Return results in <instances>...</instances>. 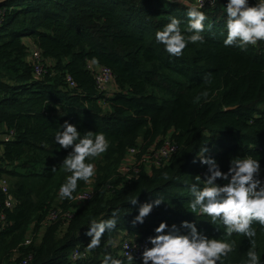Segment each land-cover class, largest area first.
<instances>
[{"label": "trees", "instance_id": "trees-1", "mask_svg": "<svg viewBox=\"0 0 264 264\" xmlns=\"http://www.w3.org/2000/svg\"><path fill=\"white\" fill-rule=\"evenodd\" d=\"M227 2L200 8L207 16L204 42L188 43L177 57L156 41V32L175 17L188 35L189 6L170 0H0V134L13 132L0 144V183L6 179L13 202L4 205L0 186V264H102L106 254L127 264L120 242H148L160 222L182 221L233 243L220 264H247L250 249L264 264V226L253 223L252 240L228 237L219 220L190 207L189 186L207 170L197 157L203 145L222 172L232 158L250 155L264 178V41L225 46ZM29 45L44 59L42 78L27 59ZM88 63L110 69L111 95L98 93ZM65 121L81 134L103 133L109 144L86 160L95 174L88 183L77 182L71 199L59 195L71 175L62 163L71 149L54 141ZM166 137L177 150L156 166L147 153ZM130 148L137 149V172L121 177ZM88 188L92 197L77 202L76 194ZM136 196L138 204L129 203ZM156 197L164 202L133 225L139 204ZM113 212L115 228L89 250V221L113 218ZM76 247L82 255L72 261ZM133 258L141 264V257Z\"/></svg>", "mask_w": 264, "mask_h": 264}, {"label": "clouds", "instance_id": "clouds-1", "mask_svg": "<svg viewBox=\"0 0 264 264\" xmlns=\"http://www.w3.org/2000/svg\"><path fill=\"white\" fill-rule=\"evenodd\" d=\"M193 1H175L189 6L186 13L188 35L182 34L181 21L175 17H170V22L156 32V41L163 44L165 50L173 56L182 55V50L188 43L204 42L201 33L207 16L200 10L204 0H200L199 6H190L189 2ZM209 2L213 6L216 4V0ZM225 12V46L235 44L243 49L247 45L264 41V0H256L254 6L249 5V0H228ZM54 141L64 149H71L62 162L71 175L59 189L61 199H71L77 182L82 180L88 183L95 174L94 165L86 163V160L106 152L109 144L103 133L89 131L81 134L68 121L60 125ZM208 151L203 145L197 155L199 163L206 165L207 170L202 180L197 176L198 183L189 186L192 197L190 207L193 212L210 217L213 223L219 220L225 226L226 236L231 237L233 233H237L252 240L257 234L252 227L253 223L258 222L264 226V181L259 178L260 163L250 155L235 157L230 160L228 170L222 172L217 161L206 155ZM218 180L225 183L219 184ZM163 202V197H156L151 202L139 204L133 225L142 224L152 209ZM129 203L137 205V196ZM112 215L113 218L110 219L89 221L85 233L91 238L87 245L89 250L98 247L103 234L115 228L117 213L113 212ZM154 233L155 235L148 237L151 247L143 248L141 264H220L222 258L233 251V243L208 237L198 231L195 222L182 221L179 226L160 222ZM126 247L135 248V242L132 241ZM260 260L261 257L254 249L247 252V264H260ZM126 262L136 264L130 252L126 254ZM102 264H125V260L106 254Z\"/></svg>", "mask_w": 264, "mask_h": 264}, {"label": "built area", "instance_id": "built-area-1", "mask_svg": "<svg viewBox=\"0 0 264 264\" xmlns=\"http://www.w3.org/2000/svg\"><path fill=\"white\" fill-rule=\"evenodd\" d=\"M171 1L175 2L179 0H171ZM250 3L252 5H255L256 0H250ZM189 5L199 6L200 0H194L193 2H189ZM205 6L212 7L213 5L210 4L209 0H204L203 6L201 8ZM1 20H2V17H0V23H1ZM27 59L32 65L34 76L36 78H42L46 70H45L44 59L39 49L29 45L28 50H27ZM87 69L91 72L92 76L94 77L97 83V88L99 90L98 93L111 95L114 90V87L112 83L113 76H112L110 69L106 66L94 65L92 63L87 64ZM67 81L69 83V86L72 87L73 82L71 81L70 77H67ZM12 135H13L12 131H10L7 134H0V144L3 145L4 143L8 142ZM176 150H177V146L175 143H173L171 137H166L161 141V143L155 150H153L151 153H147L146 158L147 160L152 162L154 165L160 166L163 163H165L167 160H169L171 155L174 154ZM128 152H129V157L131 158L130 162L126 165L121 166L118 169V174L121 177L128 176L132 173L137 172L138 160H136L135 158H132L137 152V149L130 148ZM260 179L264 181L263 177H261ZM0 186H1L2 192H4L7 195V199L4 201V205L6 207H12L13 202L8 192L6 179L1 180ZM92 195H93L92 189L88 188V189H85L77 193L75 196V200L77 202H84V201L89 200L92 197ZM63 215L70 217L68 213H64ZM50 216L51 218L55 217L53 213ZM132 241L135 242L136 247L127 248L126 245H130ZM28 243L29 241H26V244ZM145 246L149 247L148 242L146 240H139L137 238L125 239L122 242H120L119 254L121 257L126 258L127 252H130V254L133 255V257L135 256L141 257L143 248ZM81 255H82V252L78 249V247H76L72 251L70 255V259L72 261H76L77 259L81 257ZM21 264H26V261H23Z\"/></svg>", "mask_w": 264, "mask_h": 264}, {"label": "rangeland", "instance_id": "rangeland-1", "mask_svg": "<svg viewBox=\"0 0 264 264\" xmlns=\"http://www.w3.org/2000/svg\"><path fill=\"white\" fill-rule=\"evenodd\" d=\"M118 234H120V233H117V234H116V235H117V236H116V239H115L116 242L118 241L119 236H120V235H118Z\"/></svg>", "mask_w": 264, "mask_h": 264}, {"label": "crops", "instance_id": "crops-1", "mask_svg": "<svg viewBox=\"0 0 264 264\" xmlns=\"http://www.w3.org/2000/svg\"><path fill=\"white\" fill-rule=\"evenodd\" d=\"M180 2H184V0H179Z\"/></svg>", "mask_w": 264, "mask_h": 264}]
</instances>
